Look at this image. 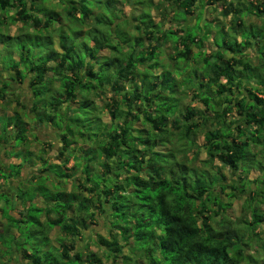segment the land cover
I'll return each instance as SVG.
<instances>
[{
	"label": "trees",
	"instance_id": "16d2710c",
	"mask_svg": "<svg viewBox=\"0 0 264 264\" xmlns=\"http://www.w3.org/2000/svg\"><path fill=\"white\" fill-rule=\"evenodd\" d=\"M197 1L0 0L2 18L9 11L12 21L22 22L19 36L27 38L15 53L3 48L15 34L0 32V72H15L28 82L30 119L60 130L59 160H38L39 173L30 179L41 177L48 164L60 175L78 167L73 175L66 171L69 188L35 187L28 198L20 187L14 197L0 191L6 207L0 206L6 219L0 248L11 237L15 245L6 248L11 260L20 253L26 264H103V256L110 259L106 264H264V0H210L207 4H222L230 21L205 18L203 25ZM53 2L59 10L52 9ZM164 2L172 7L166 28L151 10ZM250 15L261 21L245 20ZM196 26L203 39L189 32ZM2 35L9 39L2 41ZM209 36L213 52L204 45ZM164 41L174 50L168 65L159 57ZM212 57L213 66L207 64ZM10 79L0 77V101L9 97L15 103L12 114L0 115V141L6 142L5 154L30 155L27 105L8 90ZM186 83L204 107L186 109L182 121L170 119L177 87ZM216 97L222 98L219 104ZM94 110L106 112L107 120ZM57 116L65 120L54 121ZM201 148L204 166L198 167L193 163ZM218 163L229 170L230 182ZM22 165L0 161V177H16ZM238 198L241 214L233 218L227 209ZM17 200L27 201L18 216L10 212ZM106 206L113 218L107 235H84ZM88 240L101 253L87 247Z\"/></svg>",
	"mask_w": 264,
	"mask_h": 264
},
{
	"label": "rangeland",
	"instance_id": "374dc122",
	"mask_svg": "<svg viewBox=\"0 0 264 264\" xmlns=\"http://www.w3.org/2000/svg\"><path fill=\"white\" fill-rule=\"evenodd\" d=\"M155 1H158V0H155ZM208 1H210V0H198L197 1L198 2L197 3L198 8L196 9V11H199V13H200V11L202 12V10H199L200 9L199 8V4L200 3H202L203 8H205L204 14L203 13L200 14V17L201 18L199 17V23H200V25L201 24L202 25L204 24L203 23L204 22L203 20L205 18L206 19H216V20H220V19L224 20L225 19L226 21H227V19H229L228 22L230 21V18L229 17H225L221 13V11H222L221 9L223 7L222 4L221 5L220 4H217L218 6L217 5H213V4H207ZM167 3L168 2H164V4H161L160 6H162V7L157 8V7L154 6L151 9L152 10V13L155 14V18L157 20L163 21V23H162L163 28H166V27H168V25L171 24V23H169L168 18H170L171 14H172V7L169 4H167ZM66 6H67V4H66ZM213 6L215 7L214 9H212ZM165 8L167 10L166 12L168 13L166 16L161 13L162 9H165ZM52 9L59 10L60 9V5L57 2H53L52 3ZM124 9H125V13L129 15V13L131 11V8L129 6H125ZM208 11H211V13H208ZM6 12H7L6 13V15H7L6 16V19L2 18V17H4V14H1V12H0V20H1V22H0V32L5 33V34L9 33L11 35L15 34V36L13 38H10L9 39V38H6V36L4 37V35H2L1 36L2 37L1 38L2 41H5V38L6 39H9V41L7 43H5V42L3 43V45H4L3 48L4 49L5 48L6 49H9V47H12V49L15 51V53H17L16 49L19 48V47H21V45L26 42L27 38L25 36H22V37L19 36L20 35L19 34V31L22 30V28H21L22 22L20 20H18V21H12L11 18H10L9 11H6ZM11 12L12 11H10V13ZM244 18H245V20H247V21L248 20H251L252 22H259V21H261V19H259L258 17L254 16V15H250L249 17H244ZM194 19H195V16L194 15H190V22L194 21ZM65 23H68V20L67 19L65 20ZM26 25H29V24H26ZM189 32L191 33V35H194L196 33V35H198L201 39L204 38L203 37L202 30H200V28H198V26H196L195 29L191 28ZM211 32H213V30ZM232 33H233L232 30L229 29V32H228L227 36H231ZM222 37H223V34H221V31H218L217 43L220 44V45L223 44L222 43V41H223ZM226 38H228V37H226ZM208 39L211 40L212 39V36H209ZM229 39H231V37ZM211 41H213V40H211ZM162 43H163V46L161 45V51H162V53L160 54L159 57L161 58V61H164V63H166V64H167L168 61H170V63H172V59H170V55H171V53L174 52L173 45H172V43L170 41H166V42H162ZM28 44H30V42H28L27 45ZM206 44H207V42H204V45H206ZM208 44H209V42H208ZM211 44H212V42H211ZM206 47H209V48H207L208 52H213V49L211 50V48H210L211 45L210 46H206ZM194 50H195V48L193 47L192 48V51H194ZM250 54L252 55L251 56L252 57V60L255 63L257 60L255 59L253 50L250 51ZM0 55H3L1 50H0ZM4 56H6V60L10 64L9 59H11L10 58L11 56L10 55H7L6 53H4ZM183 59L184 58L182 57V58H180L178 60L184 61ZM214 62H215V59L212 57L210 59L209 63H207V64L213 66L214 65ZM190 63L193 64V61H190ZM8 72H9L8 70H4V72H3L4 76L3 77L8 76V74H7ZM250 76H251V74H250ZM10 83L11 84H10V87L8 88V90L10 92H15L16 91L20 99H23L24 101L28 102L29 100H28L27 96L24 95L25 90L28 89L27 81L24 80V82H21V83L20 82H15V81L14 82L13 81H10ZM18 85L20 87H18ZM190 87H191L190 86V83L182 84V85H179V87H177L179 89L176 92V94H175L176 95V98H177V109H176V112L174 113V115L173 116H170V119H172L173 117H176L180 121H182L184 119L183 114L186 111V109H188V108L203 109V107H204L203 104L200 101H198L197 99H193L192 98V96H191V94H192V88H190ZM211 87H215V85L213 84V85H211ZM12 95H13V97H15V94H12ZM7 99L9 101L5 103L6 105L3 102H1V101H0V105L6 106L8 108V110L14 109L15 106L12 103L11 98L8 97ZM95 99H97L99 102H101V100L99 98H95ZM214 100L216 101V103L219 104L221 102L222 98L221 97H216ZM99 109H100V107H97V110H99ZM97 110H94V113L96 115H99V116L101 115L103 119L107 120L106 112H101L100 113V111L98 112ZM24 117H26L25 114H24ZM231 117H232V114H227L226 115V120H229ZM64 120H65V118L64 119H60L59 116H57V118L54 121L59 122V123H62ZM69 124H70L69 125L70 126V129L72 128V130H74L76 132V130L78 129V127H76L75 124H71V123H69ZM53 126H55V125H53ZM35 127H37V126H35ZM61 128H62V130H66L67 131V127H64L63 125H62ZM36 132L38 133V136L40 138H43V137H45L47 135L48 140H51L52 139L51 141H53V146H48V145H45V144L43 145V149H44L45 152L44 151H40L36 155L35 154L34 155L33 154H30L31 157L36 158L40 162H42V161L46 162L48 156L54 155L57 152L58 144H57L56 140L59 139V136H58L56 130H54L52 133H49L50 130H48L46 128L45 129H43V128L36 129ZM196 137L198 138V140L199 139L201 140V138H202L201 133L198 132V134H197ZM73 138L75 139V135L73 136ZM73 138H71V140H73ZM29 140L31 141V145L32 146L33 145L40 146L39 145V142H37L34 139L33 136H30V139ZM87 144L90 145V143H87ZM203 150H204L203 148H201V150H199V152H198V158L193 163L194 165H196L198 167H203L204 166L200 162V160H199L201 158H204V156H205V153H204ZM8 152H9V154H11L12 156L17 157V158H23L24 155L26 157L30 156L29 154H24V152L21 153V151H16V150H14V151L9 150ZM17 152H19V153H17ZM51 159L52 160H56V158L54 156ZM71 162H72V160L70 159L69 163H71ZM22 164H24V163H22ZM42 164L44 165L45 163H42ZM218 164L220 165L221 171L224 173V175L228 176V180L227 181L230 182V180H231L230 177L231 176H230L229 170L225 166H223L221 163H218ZM96 166L99 167L98 163H96ZM47 167H48L47 171H45V172L43 171L41 177L37 176L35 179H30V178L29 179H26V178H23L22 181H19L17 183V187H20V194H22L24 197H27L28 198V196H30L33 193L35 187H48L49 188V192H50V190L53 191V192H55L56 189H57V187H66L65 184H66V181L68 179L67 178V175H66V171L70 172V174L73 175L78 170V167L77 166L75 168H73V169L68 168V169H66V171L64 170L65 173H63V175L62 174L60 175V172H61L60 169L56 168L53 165H49V164L47 165ZM37 168H38V166H37ZM11 178H13V177H11V176H7L6 178H1L0 177V185L2 184L1 187H3L4 184H5V186L6 185H10L9 181H10ZM57 180H61V182H57ZM13 183H14V181H13ZM72 187H75V186H72ZM11 191H12V189H9L7 192H9V194H10ZM36 195H40V192L38 191ZM36 195L34 196V199L39 200V197H36ZM223 198L226 200L225 196H223ZM0 200L2 201L0 206L3 207V209L6 208L5 207V204H4V197L2 195L0 196ZM31 201H32V205H33L34 202H35V200L32 199ZM242 201H243L242 198L234 199L232 201V206L227 209V215L228 216H231L233 218L236 217V216H238V215H240L241 214L240 206L242 204ZM18 209H20V207H17L16 209H12V210H10V212L18 216L19 215ZM110 212L111 211H110V209H108L107 206H106V210L103 213L97 212L96 213V222L89 225V228L84 232V235L87 236L88 233L90 232L89 235L92 236V234H93L94 231H99V232L107 235V233H108L107 232V228H110L111 227V222L110 221L113 219L111 217ZM4 219L5 218L0 215V220L1 221H5ZM259 229H260V227H258V230ZM18 232H19V230H18ZM50 232L53 235L52 237H54L55 236L54 229H51ZM16 234H18V233H16ZM6 238L9 241L8 240L7 241H4L3 242V246H6V248H7V247L11 246L12 244L15 245L14 242L9 243L11 237H9V236L6 235ZM55 240L56 239L54 237L52 239V241H53V243L56 244V241ZM119 241L121 243L123 242L122 239H120ZM78 245L84 247V240H82V241L80 240L78 242ZM87 247H89V248H91L93 250H97L98 253H101V251L97 248V246L91 240H88ZM6 248L5 247H1L0 248V260L1 261H3L5 264H19V263L26 264V262H25L24 259L18 260V258L17 259H14L13 258L11 260L10 259L11 250H10V248H8V249H6ZM84 249H85V247H84ZM123 252L124 253H129L128 246H126V247L124 246L123 247ZM118 259H119V261L121 260L120 257H118ZM109 261H110V259H106L105 256H103V264H106ZM132 264H135V263L132 262Z\"/></svg>",
	"mask_w": 264,
	"mask_h": 264
},
{
	"label": "crops",
	"instance_id": "0c3cea01",
	"mask_svg": "<svg viewBox=\"0 0 264 264\" xmlns=\"http://www.w3.org/2000/svg\"><path fill=\"white\" fill-rule=\"evenodd\" d=\"M211 8V7H210ZM203 9V14H204V12H205V8H202ZM223 9V8H222ZM221 9V10H222ZM208 13H211V11H208ZM1 14H4L3 12H1ZM226 17V16H225ZM212 21H214V22H217V21H222L223 23H220V24H224L225 22H228V20L229 19H227V21L224 19V20H222V19H220V20H216V19H211ZM175 27V26H174ZM209 40V41H208ZM206 42H207V44H206V46H210L211 45V42H210V39H208ZM164 42H166V41H164ZM208 42H209V44H208ZM161 45L163 46V43L161 42ZM195 48V50L194 51H196V49H197V47H195V45H193L192 46V48ZM228 56V55H227ZM173 61V60H172ZM193 64H194V66H196V64L193 62ZM3 72H4V70H2L1 72H0V77H1V79L2 78H5V77H12L13 79H10V81H15V82H24V81H21L20 79H18L17 77H16V73L15 72H11V71H9L7 74H8V76H5V77H3L4 76V74H3ZM56 84V82H54V84H53V86H56L55 85ZM27 86H28V82H27ZM18 87H20L19 85H18ZM212 88H214V87H212ZM16 92V91H15ZM14 92V94H15V97H19L18 96V94H17V92L15 93ZM30 92V93H29ZM22 93V92H21ZM20 93V94H21ZM30 94V95H29ZM24 95L25 96H27V98H28V102H26V101H24L23 99V101L25 102V104L27 105V108L25 109V111L27 112V116L24 118L27 122H28V124H27V128H28V131L26 132V134H27V136H26V140H25V143L27 144L28 143V147L33 151V155L35 154H37V153H39L40 151H42L43 150V145H44V143H45V145H48V146H53V141H51V140H48V138H47V135L45 136V137H43V138H40L39 136H38V133L36 132V129H40V128H43V129H48V130H50V132L49 133H52L54 130H56L57 131V134H58V136H59V139L58 140H56V142H57V144H58V148H57V152L54 154V155H50V156H48V158H49V161H54V160H52L51 158L54 156V157H56V154L58 153V151L61 149V140H60V135H59V132H60V130H59V128L57 127V126H53L50 122H46V121H37V120H35V119H30L33 115H32V112L30 111V109H29V107H30V105H31V103H32V101H33V96H32V92H31V89L29 88V86H28V89H26L25 90V93H24ZM20 99V98H19ZM14 105H15V103L14 102H12ZM218 104V103H217ZM19 109V108H18ZM13 110L14 109H12V110H8V108L6 107V106H2V105H0V115L1 114H8V115H10V114H12V112H13ZM35 126H37V127H35ZM11 132H13V127H11ZM30 136H33L34 137V139L37 141V142H39V145L40 146H35V145H31V141L29 140L30 139ZM35 141V142H36ZM6 142L5 141H0V161H2V162H4V164L5 165H7L8 163H10V162H16V161H20L21 163H24L23 165H22V168H21V171H20V173L19 174H17L16 175V177H13V178H11L10 179V181H9V183H10V185H6L5 186V184L3 185V187H0V191H4V192H6V193H8L9 194V192H7L9 189H12V191H11V193L9 194V196L10 197H14V194H15V192H16V189H17V183L19 182V181H22L23 180V178H34V176L35 175H38V168H37V166H39V161L36 159V158H34V157H32L31 159H29V160H27V161H24V159L23 158H17V157H14V156H9L8 154H5V149H6ZM24 146H18V148H21V149H23L24 151H25V149H26V147L25 148H23ZM35 147V148H34ZM7 150V149H6ZM9 151V150H8ZM27 152V151H26ZM25 152V153H26ZM59 159H56L55 161H58ZM72 160V159H71ZM70 161V160H69ZM72 164V162L71 163H67L66 165L67 166H70ZM2 180V179H1ZM13 181H14V183H13ZM13 183V184H12ZM66 187L68 188V187H70V185L69 184H66ZM38 202V204L40 205L42 202L40 201V200H37ZM25 204H27V201H24V200H17L16 201V207H20V209H22L23 207H25L24 205ZM5 221H6V219H4ZM5 221H1L0 220V224L1 223H4ZM18 256H19V260L20 259H23L22 258V256H21V254L19 253L18 254ZM19 264H21V263H19Z\"/></svg>",
	"mask_w": 264,
	"mask_h": 264
}]
</instances>
